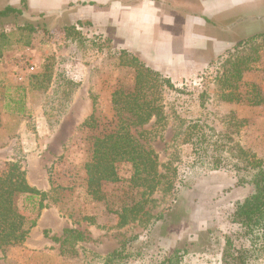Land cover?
<instances>
[{
	"label": "rangeland",
	"instance_id": "1",
	"mask_svg": "<svg viewBox=\"0 0 264 264\" xmlns=\"http://www.w3.org/2000/svg\"><path fill=\"white\" fill-rule=\"evenodd\" d=\"M7 5L21 2L0 0V9ZM77 21L79 40L64 34ZM25 23L32 32L18 30ZM0 30L8 34L0 39V171L17 162L27 182L47 193L36 217L26 195L17 197L19 210L36 222L24 242L0 248V264H101L127 239L136 246L147 238L142 255L130 264H155L148 253L172 249L184 252L180 264H220L230 215L252 188L236 186L229 166L213 168L207 152L217 147L214 157L232 161L241 147L264 160V38L240 50L256 59L230 99L220 97L215 79L227 49L264 31V0H26L21 14L0 19ZM97 39L101 52L91 44ZM122 48L172 82L161 94L165 123L149 144L162 166L175 168L177 189H157L136 220L116 227L113 211L139 191L129 182V164L122 163L120 180L102 185L104 201L87 194L83 162L90 131L82 123L89 115L108 123L114 116L112 91L133 85V69L116 58ZM44 69L52 75L63 71L79 83L54 129L42 114L49 89L28 91L23 113L7 106L12 87L27 85ZM189 121H197L195 131L206 135L195 150L182 142Z\"/></svg>",
	"mask_w": 264,
	"mask_h": 264
},
{
	"label": "trees",
	"instance_id": "2",
	"mask_svg": "<svg viewBox=\"0 0 264 264\" xmlns=\"http://www.w3.org/2000/svg\"><path fill=\"white\" fill-rule=\"evenodd\" d=\"M20 2L21 7L7 5L1 8L0 19L21 14L26 6V0ZM80 25L82 22L77 21L64 27V34L71 39L79 40ZM33 28L30 23H25L19 26L18 30L32 32ZM7 37L8 34L0 30V39L4 41ZM261 38H264V31L245 37L227 49L222 61L223 69L215 79L219 84L221 98L232 97L233 89L240 80L242 72L250 68V62L256 59L239 55L240 50L251 46ZM91 44L97 51L103 50L100 39L91 41ZM116 52L119 64L133 69V85L112 91L111 104L114 116L108 123H99L94 115H89L83 121L82 125L90 131L87 137L88 154L83 162V169L87 194L96 201H104L102 185L119 181L118 165L129 164V182L139 192L137 198L131 200L129 204H123L113 211L116 214L115 226L122 227L138 218L157 189L162 188L175 193L177 186L173 179L176 175L175 168L171 169L169 164L162 166L149 144L153 132L161 131L165 123L166 115L161 94L164 92L163 89L173 87L172 82L160 70L136 54L123 48L117 49ZM78 87L79 83L68 77L65 72L56 71L52 75L50 71L44 69L33 74L27 85H14L12 94L8 95L7 106L12 111L23 113L24 99L28 91L49 89L42 106V114L47 126L54 129L69 110ZM259 98L252 104H258L261 100ZM148 123L155 125V129L143 128ZM199 126L197 121H189L182 131V142L191 144L194 150L196 146L201 148L198 146V141L206 137L201 131H195ZM215 150L217 147H213L211 153ZM207 153L213 158L211 160L208 157V163L213 165V168L229 166L234 171L236 186L248 185L252 188L247 196L236 203V208L230 215L231 229L223 236L220 264H260L259 258L264 253V160L253 157L241 147L236 148V152L232 154L234 158L232 161H228L227 158L218 159L210 152ZM161 166L165 170L160 169ZM22 195H26V199L30 200L31 209L36 217L45 206L47 193L27 182L25 171L17 162H8L5 169L0 171L1 249L24 242L35 225V217L25 215L17 206V197ZM160 217L161 214L152 218L155 220ZM130 240L127 239L103 257L101 264H130V261L142 255L147 240L138 242L136 246L130 245L128 242ZM183 253L179 249H172L168 253L159 255L148 253V255L154 257L155 264H180Z\"/></svg>",
	"mask_w": 264,
	"mask_h": 264
},
{
	"label": "built area",
	"instance_id": "3",
	"mask_svg": "<svg viewBox=\"0 0 264 264\" xmlns=\"http://www.w3.org/2000/svg\"><path fill=\"white\" fill-rule=\"evenodd\" d=\"M33 68H34L33 66H30V70H33Z\"/></svg>",
	"mask_w": 264,
	"mask_h": 264
},
{
	"label": "crops",
	"instance_id": "4",
	"mask_svg": "<svg viewBox=\"0 0 264 264\" xmlns=\"http://www.w3.org/2000/svg\"><path fill=\"white\" fill-rule=\"evenodd\" d=\"M151 65V64H150ZM154 67V66H153Z\"/></svg>",
	"mask_w": 264,
	"mask_h": 264
}]
</instances>
